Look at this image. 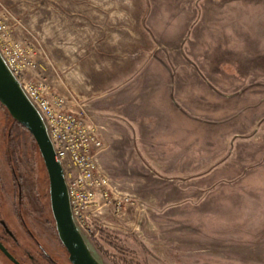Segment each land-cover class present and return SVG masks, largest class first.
<instances>
[{"label":"rangeland","instance_id":"rangeland-1","mask_svg":"<svg viewBox=\"0 0 264 264\" xmlns=\"http://www.w3.org/2000/svg\"><path fill=\"white\" fill-rule=\"evenodd\" d=\"M0 37L101 129L131 196L87 233L103 264H264V0H0ZM15 178L56 242L42 157L0 104V193Z\"/></svg>","mask_w":264,"mask_h":264},{"label":"built area","instance_id":"built-area-1","mask_svg":"<svg viewBox=\"0 0 264 264\" xmlns=\"http://www.w3.org/2000/svg\"><path fill=\"white\" fill-rule=\"evenodd\" d=\"M3 15L19 23L5 7ZM6 34L3 30V36ZM1 42L0 37V49L7 63L47 121L56 159L65 169L74 216L86 233L98 237L97 227L102 225L100 221L108 207L113 205L115 214H119L124 209L123 203L131 201L129 195L119 198L113 195L116 187L99 163V155L105 148L101 129L84 106H79L76 94L68 88L67 93L60 92L39 70V65L29 59L42 53L41 49L30 50L22 40L19 60L15 61ZM30 70L32 74L27 77Z\"/></svg>","mask_w":264,"mask_h":264},{"label":"water","instance_id":"water-1","mask_svg":"<svg viewBox=\"0 0 264 264\" xmlns=\"http://www.w3.org/2000/svg\"><path fill=\"white\" fill-rule=\"evenodd\" d=\"M0 104L11 117L30 132L39 148L48 179L52 215L59 240L72 264H103L95 254L87 233L78 224L70 201L65 169L56 159L47 121L26 93L23 84L0 49ZM1 251L15 264V257L0 243Z\"/></svg>","mask_w":264,"mask_h":264},{"label":"flooded vegetation","instance_id":"flooded-vegetation-1","mask_svg":"<svg viewBox=\"0 0 264 264\" xmlns=\"http://www.w3.org/2000/svg\"><path fill=\"white\" fill-rule=\"evenodd\" d=\"M15 181L17 192L11 195L0 193V243L20 264H72L61 241L58 239L55 242L52 237L54 229L50 235L47 230L43 233L34 227L33 224L36 223L39 226L40 221L30 219V217H36L35 211L26 208V198L24 193L20 192L21 184L18 178H15ZM31 207H33L32 204ZM45 219L50 222L49 218ZM0 255L10 264H15L1 249Z\"/></svg>","mask_w":264,"mask_h":264},{"label":"trees","instance_id":"trees-1","mask_svg":"<svg viewBox=\"0 0 264 264\" xmlns=\"http://www.w3.org/2000/svg\"><path fill=\"white\" fill-rule=\"evenodd\" d=\"M16 122V121H15ZM17 124H19L18 122H16ZM20 125V124H19ZM21 126V125H20ZM23 127V126H22ZM24 128V127H23ZM30 133V132H29ZM32 136V135H31ZM33 137V136H32ZM33 141H34V143H35V146H36V151L40 154V151H39V148H38V146H37V144H36V141L34 140V138H33ZM41 155V154H40ZM42 157V156H41ZM43 160V159H42Z\"/></svg>","mask_w":264,"mask_h":264}]
</instances>
